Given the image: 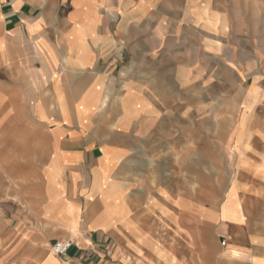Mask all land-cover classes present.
Instances as JSON below:
<instances>
[{"label": "crops", "instance_id": "crops-1", "mask_svg": "<svg viewBox=\"0 0 264 264\" xmlns=\"http://www.w3.org/2000/svg\"><path fill=\"white\" fill-rule=\"evenodd\" d=\"M218 14L211 0H0V264H264V126L242 115L220 181L188 116L198 57L223 48L200 33Z\"/></svg>", "mask_w": 264, "mask_h": 264}, {"label": "rangeland", "instance_id": "rangeland-1", "mask_svg": "<svg viewBox=\"0 0 264 264\" xmlns=\"http://www.w3.org/2000/svg\"><path fill=\"white\" fill-rule=\"evenodd\" d=\"M177 2L169 0L172 4ZM211 6L219 13L217 22L210 24L211 31L202 24L200 33L214 35L223 48L216 57H198L204 63L201 71L195 72L200 76V97L195 103L200 111L188 116L199 124L202 153L207 157L213 153L214 145L217 148L213 163L221 181L230 166L237 163L236 156H229L223 145L231 139V132H240L242 115L252 116V126H264V0H211ZM205 12L200 10L201 19H208ZM161 14V8L153 12ZM172 14L176 16V9ZM222 16L227 17V22ZM176 26L169 25L170 36L176 33ZM208 64L213 71L207 69ZM229 112L232 119L226 116ZM190 120L185 119L186 126ZM205 166L202 164V171ZM221 186L219 183L218 192Z\"/></svg>", "mask_w": 264, "mask_h": 264}, {"label": "built area", "instance_id": "built-area-1", "mask_svg": "<svg viewBox=\"0 0 264 264\" xmlns=\"http://www.w3.org/2000/svg\"><path fill=\"white\" fill-rule=\"evenodd\" d=\"M225 243V242H223ZM79 246V242L73 241V240H59L56 241L53 245H52V251L61 257H64L67 255L69 249L73 246Z\"/></svg>", "mask_w": 264, "mask_h": 264}, {"label": "bare ground", "instance_id": "bare-ground-1", "mask_svg": "<svg viewBox=\"0 0 264 264\" xmlns=\"http://www.w3.org/2000/svg\"><path fill=\"white\" fill-rule=\"evenodd\" d=\"M226 103V102H225Z\"/></svg>", "mask_w": 264, "mask_h": 264}]
</instances>
